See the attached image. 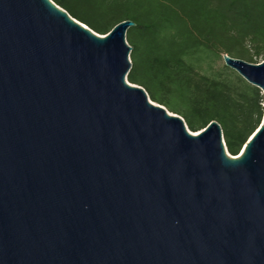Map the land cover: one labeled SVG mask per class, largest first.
I'll list each match as a JSON object with an SVG mask.
<instances>
[{"label": "water", "instance_id": "95a60500", "mask_svg": "<svg viewBox=\"0 0 264 264\" xmlns=\"http://www.w3.org/2000/svg\"><path fill=\"white\" fill-rule=\"evenodd\" d=\"M134 26L0 0V264H264V59L222 56L263 96L231 156L127 81Z\"/></svg>", "mask_w": 264, "mask_h": 264}, {"label": "trees", "instance_id": "16d2710c", "mask_svg": "<svg viewBox=\"0 0 264 264\" xmlns=\"http://www.w3.org/2000/svg\"><path fill=\"white\" fill-rule=\"evenodd\" d=\"M99 35L122 21L131 47L127 81L179 115L191 132L219 124L228 154L237 156L263 117V96L224 67L223 55L264 59V0H51Z\"/></svg>", "mask_w": 264, "mask_h": 264}, {"label": "rangeland", "instance_id": "374dc122", "mask_svg": "<svg viewBox=\"0 0 264 264\" xmlns=\"http://www.w3.org/2000/svg\"><path fill=\"white\" fill-rule=\"evenodd\" d=\"M262 58H259L256 62L257 63H260L262 62ZM224 67V63H223V60H222V57H220V59H218L214 64H213V69L211 68H207V66H204V69H206V73H210V72H213V71H221V69ZM236 74V73H235Z\"/></svg>", "mask_w": 264, "mask_h": 264}]
</instances>
